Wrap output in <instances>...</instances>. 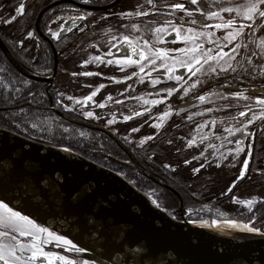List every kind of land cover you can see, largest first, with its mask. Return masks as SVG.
<instances>
[{"label": "rangeland", "instance_id": "rangeland-1", "mask_svg": "<svg viewBox=\"0 0 264 264\" xmlns=\"http://www.w3.org/2000/svg\"><path fill=\"white\" fill-rule=\"evenodd\" d=\"M244 2L245 0H235L232 6H237ZM201 4L202 0H200V5ZM148 7L149 6L147 5L145 6L146 10H148ZM156 8L157 11H159L160 5L157 4ZM155 9H153V7L150 5V9L148 12L150 13L151 11H155ZM217 10H219L218 5H215L213 10L211 9V11ZM167 13H169V11ZM9 14L11 15L9 19H11L12 22L14 21L15 17L20 15L18 11L17 15L13 14V12H10ZM223 15L225 19L229 18V14L225 13ZM193 18L198 19L200 22H217L215 20L208 21L206 17L200 15L197 16L195 12ZM233 18H235L234 15ZM152 19L151 23L150 21H147V19H144V22L131 21L128 22L126 26L118 25L120 26V30L116 32L114 31L112 34L109 33L110 35H107L103 39L97 37V39L93 41L94 43L88 42V45L84 47H82L83 44L79 48L78 45L75 44V42H69V47L67 45L64 52L60 54V56H62V60L60 61V66L54 87H59L70 92L71 88H73L76 83V75H73V73L79 72L80 61L84 58H87L90 55V52H96V48L98 51L104 50L103 52H105V49H108L113 44H116L117 42L121 41L124 35H128L130 37L132 36L134 41H136L142 46L145 40L148 41L149 45H161V39L167 33L173 30L172 25H168L163 22L160 23V21H156V18H154L153 20ZM114 24L117 26L118 23ZM133 24L141 25V30L137 32L132 27ZM259 25H256L253 28L245 29L244 37L241 38V48L237 50V52L239 53L240 49H243V52L246 53L245 58L247 57L252 60V64H248L247 59H241L242 70L244 68L249 69L247 73H242L245 74L246 77L251 78L252 80H256V82L260 81L261 79H264V55L260 54L261 49L259 47L260 40L264 39V27H259ZM160 26L167 27L169 30L168 32L159 34L160 39L158 40L157 34L154 32V29L155 27ZM178 26L180 27L181 25ZM63 27L65 30L66 26L64 25ZM187 28H189V26L187 27L183 25L182 35L180 37L179 43L175 47L162 48L168 51L181 50V52H183V49L191 45L190 43L184 42V35L187 34ZM192 28L196 32L207 31L219 36L220 38L218 39V44L214 43L213 45L216 47L212 48V50L217 51L218 45L223 46L222 50L224 52L236 57L234 61L230 62L237 67V70L239 69V65L237 64V55L239 54H237V52H234L233 49L229 48V44L223 39V37L227 35V30H204L196 27ZM99 30L100 29L98 28L95 29V32L88 33L86 36L88 40L90 39L89 36H92L93 33L94 36L99 35L97 33L99 32ZM62 31L63 30L61 29L58 32ZM218 31L222 32H220V34H217ZM249 31L250 35L248 33ZM253 31L257 32L253 33ZM114 37H120L121 39L115 40ZM243 45H247V47L245 48L243 47ZM101 46H104V48L102 49ZM249 49H252L255 55H253L252 53L251 56V51H249ZM78 52L81 53V58L79 57ZM149 55H151V53H149ZM174 58V60L170 58L167 59V61H170L171 63L175 64L176 68L181 67L179 65V61L181 59H187L184 53ZM87 61L91 62L92 57L89 58ZM145 63L150 65L149 71L157 67V63L153 65L150 63L149 60H146ZM103 64H105V61L103 62ZM161 65L164 66V63H161L160 65H158V67ZM253 65L256 66L254 70ZM112 66H114L115 69H121V65H117L114 61ZM128 67H125L124 69H127ZM135 69L137 68H132L129 76L133 74V71ZM204 69L207 71L208 65H204ZM237 73L238 71H236L235 73H210L208 75H203L201 73L192 75L189 73L188 75H186L187 77L185 76L186 78L183 77L185 78L184 80H180L179 82L176 81L175 86H177V90H172V94H176L177 96L174 98L175 100L172 99V106L174 104L179 105L187 99L195 100V102L192 105L185 107H181L179 105V109L177 110H174L173 107L172 109L170 107L167 108L165 112H169L170 115L165 117L163 120L160 119V117L164 115L163 113L162 115L157 114V119L151 117V115L155 114L151 113L143 119H137V121H129V119H126L127 116H125L126 110L120 105L117 106L115 103H113L114 108L109 109L113 111L106 114L108 117L101 119L99 118V115H95V113L90 109V105L84 106L83 104L76 102L78 100L83 101L77 99V94L71 96L73 97V99L69 100V103H64L63 105V109L68 114L79 118V120L97 124L106 128H111V130L113 129L114 132L116 130L120 131V134H122V136H120L121 140L124 141L128 146L130 145L131 147H133L134 150L140 156H142V158L154 159L155 154L154 152H152L153 150H151V148L157 143L161 142L172 147L174 150L177 149L185 151L187 155L183 154L182 157L184 158H180L182 159L183 164L186 166L187 170L189 171L191 177L193 176L194 178V182L190 190H188L184 186L174 184L173 182L172 185L170 181H168L169 179L165 177V174L167 173L169 176L170 173L179 172L176 171L177 166L175 164L169 161H166L165 164L162 165H159L157 163L158 168L156 167L157 171H155L159 176H161V178L157 177V179L161 180L164 184L174 188L179 193L180 197H178L170 188L165 187L149 178L146 174L142 173L137 167H135V165L134 167H131V165L123 164V161H125V159L128 157L124 155V153L110 138H106L103 134L99 132L85 130L78 126L62 123L60 121L57 122L55 118L49 117L48 114L44 113L42 109H36L32 107H17V109L13 108L15 105H18L25 101L26 98L16 102H9L10 100L7 102L0 100V114L8 118L9 122H0L7 126L5 128L0 125V127L4 129L8 128L7 130L12 128L14 129L13 132L15 133L21 135L26 134L24 136H30L32 138L36 137L42 142L47 143L49 146L59 148L61 150L64 147H68L71 149L70 152L77 154L81 157H83V155L87 156V160H92L98 164H103L102 162H104V160L110 159L107 155L105 156L104 154L109 152L108 148L114 149V154L112 156H115L117 158L116 161H114L116 164L111 165L110 167L113 168V170L117 171L121 177L127 179L129 183L138 188L139 191H142L144 195L147 194V197L150 201L152 199H156L158 203H160L161 208L165 209L169 213L172 212L173 214L181 215L179 203L183 201L184 209H186L189 213H192L191 215H189V220H203L200 218L191 217L193 214H196V212L193 213L194 211L190 210V207H194L198 203H210L214 206H218L219 208L226 210L234 217L241 219V221L245 223H251L253 227L264 231V219L261 218V214L264 209V203L260 202L264 201V173L262 171L264 170V168H261L258 172H256V162L253 163V161H255L254 152H257L260 148H262H259L260 144L259 146L257 145L258 148L256 147V145H254L252 150L253 154H250L251 143L256 138L258 139L257 141L262 138L261 142L263 145L261 146L264 147V120H256L254 123L249 124L248 127L245 128L244 125L247 123L248 119L251 117L252 114L244 116L242 118H238L239 114L236 115L230 111V114H232L227 115L226 112L231 109L234 110V108L239 105L243 108V111H245L246 108L244 107V105L247 102L235 98L233 93H224L223 90L219 89L221 88L222 84H216L215 86L210 85L212 83L217 82L215 80H217V78H220V76L222 75H225V78L240 77ZM253 76L255 77L254 79L252 78ZM158 78L168 81H172L173 79V77L165 78L156 77L153 75L148 76V73H146L144 74V77L141 80L144 81L145 84L154 85L152 81H157ZM118 81L120 83H124L125 77H120ZM28 83H30L28 80L21 81V84L24 87ZM193 84H196V87H192ZM13 90L14 89H12V91ZM210 92L222 93L224 97H227V99H224L221 96L217 95L208 96ZM200 95H205L207 99L204 102H201L198 99ZM151 101H148L149 103H146L145 106H147L148 108L153 107L154 104L150 103ZM41 102L42 99L36 98L35 103L37 105L41 104ZM157 102L159 103V100H157ZM111 103L112 102L103 101L98 102V105L105 104L106 106L104 108H107V106L111 105ZM9 107H11V109H8ZM137 107L138 106H136V108ZM89 111H92L94 113V118H89L86 116V113ZM189 117H191V119H189ZM233 117H235V119H233ZM150 118L153 119L149 120ZM153 120H155L153 125L159 123L162 126L160 128L153 127V125L149 127V124H151L150 122H152ZM213 122H215L214 125ZM17 123L21 125L20 128H17L15 126ZM33 123L37 124L36 128L31 127V124ZM201 124H206L207 127L202 128L200 127ZM175 126H179L177 128L179 129L177 133H175L174 129L172 130V127ZM133 128L139 129V131H133ZM227 128H240L243 129V132L233 131L232 133H229L228 131H225V129ZM24 129L27 130L25 131ZM65 129H67V131H65ZM10 131L12 130L10 129ZM248 133H252L253 135H248ZM149 136L154 137V139H147ZM190 140L196 141V143L193 144L191 147L188 146V142ZM169 141H171V143H169ZM241 141H243L242 144ZM81 144H89L91 145L89 147L90 149L95 147L96 149H101L104 152H100L99 156L97 157V155H93L91 153V150L83 149L81 147ZM238 146L243 150L238 152ZM246 148L247 151L244 154V160L240 164L241 158L238 157L242 152L245 151ZM117 149L121 152H119ZM115 152H117V154H115ZM186 161H190L191 163H187ZM238 161L239 164H237ZM244 163H247L249 165L248 171L246 173L243 169ZM165 165H170V167H165ZM195 168H199L200 172H194L193 169ZM241 175H244V179L240 178ZM257 175L262 176V178H258ZM143 180L147 181V184H149V186H141L139 184V181ZM202 182L205 183V188L203 187ZM233 184H235V187H232ZM206 188H211L212 190L210 189V191ZM229 189H231V191H229ZM248 199H254L257 201V203H254L252 206L253 210H249L246 205L236 202ZM173 209L178 210L174 211ZM250 217L251 220L249 219ZM253 221L254 223H252ZM50 247H52L53 250L60 252L59 249H55L54 246Z\"/></svg>", "mask_w": 264, "mask_h": 264}, {"label": "flooded vegetation", "instance_id": "flooded-vegetation-1", "mask_svg": "<svg viewBox=\"0 0 264 264\" xmlns=\"http://www.w3.org/2000/svg\"><path fill=\"white\" fill-rule=\"evenodd\" d=\"M235 0H233L234 2ZM171 2H181L185 4V7L189 10H192L199 16V11H197L196 5H190L188 0H155L156 5H160L159 11H157V8L155 11H151L148 16L144 17H133V18H122L120 13L122 12H129V11H141L146 10L145 6H149L148 10L150 9V5H148L145 0H88V2H85V0H0V38L6 48L9 50V52L12 54V56L16 59V61L29 73H31L34 76H39L42 78H45L46 80H37L31 77H28L21 73L8 59V57L3 52L1 46H0V55L5 59L4 61L7 63L8 68L11 69V72L13 73L15 79L19 82L23 80H28L30 83H28L25 87L21 83L11 84L7 83V87L5 89L6 94L12 92V100L13 101H20L22 99H25L22 103L15 105L13 108H36V109H42L44 113L48 114L49 117L55 118L58 121L70 125H75L80 128H83L85 130L99 132L103 134L106 138H110L117 146L118 148L126 155L128 158L123 161V164L131 165V167H137L140 171L141 169L136 165L134 159L140 163L145 170L155 176L156 178L158 176L154 175L147 166H156L157 167V153L154 150V147L151 148L154 152L155 157L154 159L149 158H142L133 147L130 145L128 146L124 141L121 140L120 131H113L111 128H106L97 124L89 123L86 121L79 120V118L68 114L64 109L63 105L64 103H69V95L73 96L77 94V99L84 100L87 96L91 95L93 92L97 93L92 101H88L87 105H90V109L95 113V115H99V118L104 119L108 116L107 113L113 111L109 109H113V103H115L117 106H122L125 110V116L131 117L129 121H137V119H143L148 114L155 113L154 115H151V117H154L157 119V114H164L167 108H174V110L179 109V105L181 107L190 106L192 105L195 100H186L183 103L177 105L174 104L172 106L171 102L172 99H174L177 95L172 94L169 95V89L177 90L175 86L176 79L175 76H181L184 80L189 74V72L183 68L179 67L175 69V72L172 73V81L168 80H162L161 78H158L157 83L154 85L145 84L144 81L141 80V76L144 77V74L148 73V76L153 75L156 77H169V73L166 71L164 66H159L161 63H164L163 60L157 59V67H155L153 70L151 69L149 71V66L145 61H141L140 63L144 66V72H140V68L138 66H129L127 69H124L123 71L121 69H115L114 66L109 65L107 63V60L111 59L112 61L116 62L117 60L123 61L125 57H131L132 59H138V55H133L131 48H128L124 43L123 40L117 42L116 44H113L108 49H105V52L98 51L96 48V52H90V55L87 58H84L79 63V72L76 73V83L73 88H71L70 92L61 88H55V82L60 66V61L62 60V54L67 47L68 43L75 42L76 45L80 48L87 46L88 42H92L97 37H100L101 39L105 38L107 35L112 34L114 31L120 30L118 25H124L126 26L128 22L131 21H145L144 19H147V21H151V19L156 18V21H160L165 23L168 20L174 21L176 26L181 25L180 17L184 18V26L189 27H196L201 28L204 30H211V28H202V24H209V23H215V22H200L198 19H196V24L189 23V20L191 18L187 17L185 13L175 12L172 13V9L170 7ZM23 3L25 5V13L23 15H18L15 17L14 21L11 23H7L6 21L9 20V17L11 16L9 13L13 12V14L17 15V8L18 4ZM139 5H143V9L139 7ZM218 5L220 6V0H216L215 3H213V0H202V4L200 5L201 10L203 11H211V9H214V6ZM162 10V11H161ZM169 11V13H167ZM165 13V14H161ZM86 16L87 19L80 20L76 19L75 22H73V17L76 16ZM152 19V20H153ZM218 22V21H217ZM261 20L258 18L256 19V25H259ZM114 23H118L117 26ZM237 23H250L243 20H237ZM66 26L65 30L63 26ZM255 25V26H256ZM16 28V27H22L24 30V36L23 38L20 35H17L16 33H9L7 31V28ZM114 27V29H113ZM100 29L99 32H97L99 35H95L94 33L92 36H89L90 39L86 37L88 33L95 32V29ZM63 30L60 32V38L56 39L52 33L58 32L59 30ZM222 31H218L217 34H220ZM257 32V31H253ZM110 33V34H109ZM250 33V31L248 32ZM138 36V35H137ZM132 37V36H131ZM181 37V36H180ZM180 37H176L174 30H171L169 33H167L162 39H161V45H151L154 49H160L163 51H167L169 53V58L174 60V57H177L179 55H182L183 52L181 50L179 51H168L162 47H175L180 40ZM220 37L217 35H213V39L217 40ZM197 43H202L204 45V49H212L216 46H214V43H209L208 40L205 37H201L200 40L196 41ZM91 43V44H92ZM239 43H242V39H239ZM120 45L119 47L117 45ZM137 47L141 48L142 45L137 43ZM213 45V46H212ZM191 46V45H190ZM189 46V47H190ZM229 48L232 49L231 44L228 45ZM69 47V45H68ZM106 47V46H105ZM103 49L104 46H101ZM146 51V49H144ZM20 51H25L27 53L26 57H23ZM98 51V53H97ZM251 51L252 56V49H249ZM111 52L112 55L109 56L108 53ZM147 52V51H146ZM79 53V57L81 58V53ZM246 53L243 52V49H240L239 55H237V64L238 66V73L240 77H229L225 78V75L220 76V78H217V82L210 84L211 86H215L216 84H222L220 90H223L224 93L230 92L236 93L238 91L244 92L245 94H251L255 95L256 93L264 92V79H261L260 81L252 80L251 78H248L245 76L244 71L241 67V59L245 58ZM95 56H101L104 58L105 64L97 61H91L88 62L87 60L91 57ZM48 62V65H46ZM86 62H88L86 64ZM168 64H173L170 61H167ZM57 65V66H56ZM55 66H56V72H55ZM133 67H136L133 71V74L129 76L130 71ZM85 71H90L94 73H98V75L94 76H86L81 75L80 73H83ZM55 72V76H54ZM243 72V73H242ZM186 76V77H185ZM122 77H125L124 83L117 82L118 79ZM129 77H131L129 79ZM185 77V78H183ZM4 76H2V65H0V82L3 81ZM149 80V77H148ZM224 81V82H223ZM214 82V81H213ZM227 84L228 87H223V85ZM103 85V87H101ZM209 86V87H211ZM15 88H20L21 91L19 93L15 92ZM65 88V87H64ZM132 88V89H131ZM12 89H14L12 91ZM255 90V91H253ZM30 92V95H27L26 92ZM63 94V95H61ZM228 94V95H230ZM76 97V96H75ZM108 97H112L111 100L108 99ZM20 98V99H19ZM36 98L42 99L41 104H36ZM255 99V96H253ZM18 99V100H17ZM157 101L159 100V103L154 104L153 107L148 108L145 106V101ZM175 100V99H174ZM112 102L111 105H108L107 108H100L98 107V102ZM38 102V101H37ZM16 104V103H15ZM136 106H138L136 108ZM133 107V108H132ZM8 109H11L9 107ZM108 110V111H107ZM230 111L233 114L238 115L240 111H243V108L239 105L236 106L231 110H228L226 112L227 115H231ZM247 111V109H245ZM116 112V111H115ZM123 113V112H122ZM139 113V115H138ZM252 114L251 112L248 113V115ZM123 116V115H122ZM238 118H242L238 116ZM153 118H150L151 120ZM78 121V122H77ZM140 121V120H139ZM80 122V123H79ZM155 120L150 122L149 127L154 124ZM84 123V124H82ZM100 127L103 129H106L110 132H112L115 137L124 145V147L127 149H123L119 143L106 131L95 128ZM179 126L172 127V130L174 129L175 133L179 129H177ZM8 129V128H7ZM151 129V128H150ZM10 130V129H9ZM149 130V129H148ZM14 130H12L13 132ZM119 132V133H118ZM24 133V132H23ZM18 134V133H17ZM171 134V132H170ZM21 135V134H19ZM26 135V134H24ZM28 139L34 140L36 142L48 145L45 142H42L40 139L36 137H30V136H24ZM157 138V133H156ZM251 138V137H250ZM262 139V138H261ZM257 138L251 143V149L250 154H253V147L256 145L258 148ZM260 141V140H259ZM258 141V142H259ZM249 147V145H248ZM247 147V148H248ZM63 148V147H62ZM247 148L244 152H242L238 158L240 159V164L244 160V154L247 151ZM264 148V147H263ZM262 148V156H261V163H259V167L256 168V172H258L261 168H264V150ZM196 150V149H195ZM182 150H177L175 152H180ZM197 151V150H196ZM257 152H254L255 161L257 162L259 158H256ZM113 155V154H112ZM243 156V157H242ZM84 158L88 159L87 156H84ZM134 157V159H133ZM192 158V157H190ZM90 159V158H89ZM116 157L112 156V158L108 159L107 162H102L103 164H98L92 160V162L103 166L105 168H108L110 170H113L111 168V165H115L116 163ZM239 164V161L238 163ZM261 164V166H260ZM108 165V166H106ZM241 166V165H240ZM115 171V170H113ZM264 173V170H262ZM118 173L117 171H115ZM142 172V171H141ZM143 173V172H142ZM150 178V177H149ZM159 178V177H158ZM127 180V179H126ZM153 180V179H152ZM138 189V188H137ZM142 192V191H141ZM143 193V192H142ZM147 197V194L145 195ZM148 198V197H147ZM149 199V198H148ZM198 201V200H197ZM199 204V203H198ZM210 204V203H207ZM184 205V204H183ZM212 205V204H211ZM180 206V203H179ZM218 207V206H216ZM161 208V207H160ZM191 208V207H190ZM163 209V208H161ZM222 209V208H221ZM165 212H167L170 216H175V219L181 220V215L173 214L172 212H168L165 209H163ZM174 210V209H173ZM178 210V209H175ZM174 210V211H175ZM224 210V209H223ZM182 212V210H180ZM226 211V210H225ZM229 213V212H228ZM201 214H193L191 217L200 218V219H206L202 218L200 216ZM59 251H62L59 249Z\"/></svg>", "mask_w": 264, "mask_h": 264}, {"label": "water", "instance_id": "water-1", "mask_svg": "<svg viewBox=\"0 0 264 264\" xmlns=\"http://www.w3.org/2000/svg\"><path fill=\"white\" fill-rule=\"evenodd\" d=\"M0 46L21 73L46 80L26 71L1 38ZM95 128L106 131L127 151L112 132ZM134 161L144 174L180 197L174 188ZM7 172L11 173L13 182L6 183L4 190L9 199L15 196L16 209L57 234H67L79 244L89 247V251L82 255L85 259H95L102 264H264V236L241 233L237 238L224 239L189 226L155 207L144 193L118 173L77 154L65 153L0 127V175ZM57 181L63 182L68 192L79 189L81 195L89 185L96 188L95 194H90L87 201L89 207L100 201L107 204L111 200L102 215L115 226L104 249L96 245L94 234L91 237L88 235L90 229L84 216L49 194L58 191ZM34 186L37 194L33 197ZM40 188L46 189L43 198L39 195ZM180 203L183 215L187 210L183 202ZM190 210L213 219L232 218L227 211L207 203H199ZM121 242L123 250H120Z\"/></svg>", "mask_w": 264, "mask_h": 264}, {"label": "snow or ice", "instance_id": "snow-or-ice-1", "mask_svg": "<svg viewBox=\"0 0 264 264\" xmlns=\"http://www.w3.org/2000/svg\"><path fill=\"white\" fill-rule=\"evenodd\" d=\"M88 2V0H85ZM148 5H151L153 9L157 7L155 0H145ZM190 5H196L197 11H199L200 16L206 17L208 21H218L215 23L202 24V28H211L216 30H227V35L223 37L228 44H231L234 52H237L239 48H241V44L239 43V39L244 37L246 28H253L256 25V19L259 18L261 20V24L259 27H264V0H245L244 3L239 4L237 6L233 5V0H220L219 10L217 11H203L200 8V0H188ZM216 0H213L215 3ZM141 9H143V5H139ZM170 7L172 9V13L180 12L185 13L187 17L192 18L189 20V23L196 24V19L194 17V12L185 7L184 3L181 2H171ZM17 11L23 15L25 13V5L21 3L17 8ZM229 14V18L225 19L223 14ZM150 13L147 10L141 11H129L122 12L120 15L122 18H133V17H144L148 16ZM162 15L165 13H161ZM233 15L235 18H233ZM73 22L76 19L85 20L86 16H76L73 17ZM181 26L177 27L174 21L168 20L165 23L168 25H172V28L175 32L176 37H180L182 35V27L184 23V18L180 17ZM237 20H243L250 23H237ZM11 23L12 20L9 19L6 21ZM151 23V21H150ZM132 27L139 32L141 30V25L133 24ZM168 28L164 26L155 27L154 32L157 34V39H160L159 34L168 32ZM186 35H184V42L190 43L191 46L183 49L184 55L187 59H181L179 61V65L185 68L190 74L196 75L197 73H201L203 75H208L210 73H235L237 71V67L234 66L230 61H234L236 59L235 56L230 55L229 53L224 52L223 46L218 45V50L214 51L212 49H204V45L202 43H197L196 41L200 40L201 37H205L209 43H217V40L213 39L214 33L203 31L196 32L192 27L187 28ZM52 35L56 38H60V32H54ZM250 35V33H249ZM115 40H120V37H114ZM123 43L131 48L133 55H138V59H132L131 57H125L123 61L117 60L115 63L117 65H121V70L123 71L125 67L128 66H138L140 68V72H144V66L140 63L141 61L149 60L151 64H155L157 59L164 61V67L166 71L169 73V78H172V73L175 72L176 65L168 64L167 58H169V53L167 51H163L160 49H154L151 45H149L148 41L145 40L143 46L141 48L137 47L136 41L128 35H124L122 37ZM120 46L119 44L117 45ZM243 47H247V45H243ZM259 47L261 49V55H264V39L260 40ZM147 49V52L144 50ZM151 53V55H149ZM237 54H239L237 52ZM109 56L112 55L111 52L108 53ZM255 55V53H253ZM247 59L248 64H252V60ZM92 60L103 63L104 58L101 56L92 57ZM214 62V63H211ZM88 62H86L87 64ZM109 65L113 64L111 59L107 60ZM204 65H208L207 71L204 69ZM199 66V67H197ZM255 65H253V70L255 69ZM243 71L247 73L249 69L244 68ZM81 75L86 76H94L98 75V73L85 71L80 73ZM76 75V73H73ZM131 77H129L130 79ZM255 78L254 76L252 77ZM141 79L143 77L141 76ZM177 82H179L182 77L175 76ZM119 82V81H118ZM153 84H156L157 81L153 80ZM7 87V85H4ZM103 87V85H101ZM192 87H196V84H193ZM223 87H228L227 84L223 85ZM21 91L20 88H15V92L19 93ZM255 91V90H253ZM172 89H169V95H171ZM97 93L93 92L91 95L87 96L83 101H76L77 103H81L84 106H87L88 101H92L93 97ZM63 95V94H61ZM221 96L224 99L222 93L219 92H210L208 96ZM235 98L239 100L246 101L247 103L244 107L247 111H240L239 116L244 117L247 116L249 112L252 113L251 117L248 119L247 123L244 125L245 128L248 127L249 124L254 123L256 120H264V92L256 93L255 99L251 94H245L244 92H236L234 93ZM69 100H72L73 97L69 96ZM109 100L112 97H108ZM198 99L201 102H204L207 97L205 95H200ZM145 103H149L145 101ZM150 103L156 104L157 101H151ZM99 107L103 108L105 104H99ZM71 110V109H70ZM139 115V113H138ZM169 112H165L161 120L165 117L169 116ZM86 116L89 118H94V113L89 111L86 113ZM114 119V118H113ZM126 119H131V117H126ZM191 119V117H189ZM235 119V117H233ZM215 122H213L214 125ZM17 128H20L21 125L17 123L15 125ZM161 124L153 125V127L160 128ZM32 128H36L37 124H31ZM200 127H207L206 124H201ZM25 131L27 129H24ZM67 131V129H65ZM133 131H139V129L133 128ZM225 131L232 133L233 131L243 132V129L236 128H227ZM248 135H253L252 133H248ZM147 139L151 140L154 137L149 136ZM171 143V141H169ZM195 140H190L188 142V146L191 147L195 144ZM243 141H241V144ZM238 146V152L242 151ZM63 152L69 153L71 151L70 148L64 147L62 149ZM187 163H191L190 161H186ZM165 167H170V165H165ZM249 165L247 163L243 164L244 172L248 171ZM174 171V169H173ZM194 172L199 173L200 169H193ZM119 174V173H118ZM241 179H244V175L240 176ZM13 177L10 172L5 173L4 175H0V264H102L101 261H97L95 259H85L82 258V255L89 251V247L79 244L74 240V238H69L67 234H57L55 231L50 230L48 227H44L41 224H38L34 218H30L28 214H24L21 210H17L15 207V196L13 199L8 198V193L4 190V185L6 183H12ZM27 183V181H25ZM58 191L55 193H49L51 195H55L56 198L61 199L65 204H67L70 208L80 212L85 219V223L89 226L88 235L91 237L93 234L95 235V243L100 248L104 249L105 246L109 243V234L111 233L112 228L115 226L114 223L110 224L108 222V218L103 216L102 213L107 210L108 205L111 204V200L107 201V204L104 201H100L93 205L92 207L88 206V199L90 198V194H95L96 188L89 185L84 190V195H81L79 189L68 192L64 189V184L61 181H57ZM235 187V184L232 185ZM231 191V189H229ZM46 189L40 188L39 195L43 198L45 195ZM37 194V189L34 186L32 189V196L34 197ZM27 198V197H26ZM152 204L155 207L160 208L161 205L158 203L156 199L151 200ZM237 203H242L246 205L249 210H253L252 206L254 203H257L254 199H248L244 201H236ZM264 203V201H260ZM192 213H189L191 215ZM175 219V216L172 217ZM251 220V217L249 218ZM233 228H240L242 231H246L249 233H256L258 235L264 236V231L257 229L252 226L251 223L238 224L235 221L228 220L226 221ZM254 223V221L252 222ZM202 225L209 224L208 221H201ZM211 225H217V221H211ZM209 225V226H211ZM61 249L62 251L58 252L53 250ZM94 250V249H93ZM120 250H123V242H121ZM139 251V249H137ZM111 259V257H109Z\"/></svg>", "mask_w": 264, "mask_h": 264}, {"label": "trees", "instance_id": "trees-1", "mask_svg": "<svg viewBox=\"0 0 264 264\" xmlns=\"http://www.w3.org/2000/svg\"><path fill=\"white\" fill-rule=\"evenodd\" d=\"M7 31L9 33H16L17 35H20L22 38L24 36V30L22 27H16V28H12V27H8L7 28ZM21 53H24V54H21L23 57H26L27 53L24 51H20ZM5 59L0 55V65H2V76H4V79H2L3 81L0 82V100H3V101H9V102H15L12 100V92L6 94L5 92V89L6 87H4V85H7V83H18L19 80L17 81L13 75V73L11 72V69L8 68L7 66V63L4 61ZM48 65V62L47 64ZM21 83V82H19ZM27 95H30V92H26ZM20 99V98H19ZM18 100V99H17ZM0 122H6V123H9L8 122V118L4 117V115H1L0 114ZM0 125H2L3 127H7L5 124L3 123H0ZM11 130H14L12 128H10ZM24 132V131H23ZM105 139V138H104ZM262 139H260V141L258 143V146L259 148L263 146L262 144ZM82 145V144H81ZM91 145H87V144H83L81 147L85 150H91V153L93 155H97V157L99 156V153H103L104 151H102L101 149H96L95 147H93L92 149H90ZM94 146V145H93ZM154 147V150L155 152L157 153V161H158V164L159 165H162V164H165L166 161H169L173 164H175L177 166V169L176 171H179L177 173H170V175L168 176V173L165 174V177L168 178L170 181V183L172 184V182L174 184H177L179 186H184L186 187L188 190H190V188H192V185H193V182H194V178L193 176L191 177V175L189 174V171L187 170L186 166L183 164V161L180 157H182L183 154L187 155V153L185 151H180V152H175L176 150H174L172 147L166 145L165 143L161 142V143H157L156 145L153 146ZM262 148H260L258 151H257V154H256V158L258 160L259 163H261V156H262ZM118 150V149H117ZM264 150V148H263ZM108 153H104L105 156L107 155L108 158H112V154H114V149H109L108 148ZM119 152H121L120 150H118ZM118 152V153H119ZM115 154H117V152H115ZM184 158V157H182ZM108 159L105 160V162H107ZM259 163L256 162V168H258L259 166ZM261 166V164H260ZM149 167V170L156 176L160 177L155 171H157V168L156 166H147ZM131 170V169H129ZM256 170V169H255ZM131 176V175H130ZM258 176V175H257ZM164 177V175H163ZM258 178H262V176H258ZM162 179H165V178H162ZM151 181V180H150ZM148 182L143 180V181H139V184L143 187H146V186H149V184H147ZM146 184V185H145ZM173 185V184H172ZM202 185L203 187L205 188L206 185L204 182H202ZM210 187V186H209ZM207 190H210L211 188H206ZM212 190V189H211ZM210 190V191H211ZM214 191V190H213ZM201 192V191H200ZM215 192V191H214ZM204 193V192H203ZM206 198V197H205ZM206 200V199H205ZM208 201V200H207ZM261 218L264 219V209L262 211V214H261Z\"/></svg>", "mask_w": 264, "mask_h": 264}, {"label": "bare ground", "instance_id": "bare-ground-1", "mask_svg": "<svg viewBox=\"0 0 264 264\" xmlns=\"http://www.w3.org/2000/svg\"><path fill=\"white\" fill-rule=\"evenodd\" d=\"M69 154H73V153L69 152ZM200 216L202 218H206V219L189 220V212L188 211L186 213H184L183 215H181L180 218H181V221L188 223L189 226L199 228V229H203L204 231H206L208 233H211L213 235H217V236L222 237L224 239L237 238L238 234L249 233L246 231H242L240 228H233L226 222L228 220H231V221H235L241 225L245 223V222L241 221V219H238L237 217H234L233 215H232V218H227V219H213V218H210V217H208L206 215H202V214ZM201 221H208L209 224L202 225ZM211 221H217L218 226L217 225H211ZM209 225H211V226H209Z\"/></svg>", "mask_w": 264, "mask_h": 264}]
</instances>
